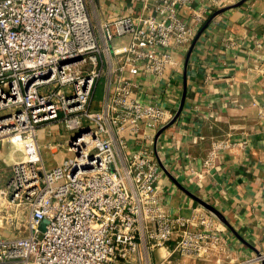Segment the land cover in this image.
<instances>
[{
	"label": "built area",
	"instance_id": "2783aa9c",
	"mask_svg": "<svg viewBox=\"0 0 264 264\" xmlns=\"http://www.w3.org/2000/svg\"><path fill=\"white\" fill-rule=\"evenodd\" d=\"M235 1L0 0V141L17 151L0 171V264L264 262L237 255L201 204L172 210L160 185L176 58ZM58 129L71 135L46 142L65 153L48 169L39 139Z\"/></svg>",
	"mask_w": 264,
	"mask_h": 264
},
{
	"label": "crops",
	"instance_id": "0c3cea01",
	"mask_svg": "<svg viewBox=\"0 0 264 264\" xmlns=\"http://www.w3.org/2000/svg\"><path fill=\"white\" fill-rule=\"evenodd\" d=\"M238 1L210 20L188 59L191 45L178 54V75L162 101L175 116L184 92L185 98L157 148L165 149L160 185L172 210L198 203L187 191L195 193L225 217L226 223L218 218L217 223L230 234L235 253L245 256L264 250V0L233 6ZM258 40L263 41L260 50ZM233 100L242 107H234ZM227 137L248 141L213 151V141ZM206 158L212 159L209 167L202 165ZM191 166L197 168L194 176L188 174Z\"/></svg>",
	"mask_w": 264,
	"mask_h": 264
},
{
	"label": "rangeland",
	"instance_id": "374dc122",
	"mask_svg": "<svg viewBox=\"0 0 264 264\" xmlns=\"http://www.w3.org/2000/svg\"><path fill=\"white\" fill-rule=\"evenodd\" d=\"M56 135L53 136H46L42 137L39 140L40 144V152L43 157V160L45 162V166L48 169H52L57 163V161L64 156V151L62 150H57L56 152L53 153V151L46 146V142L48 140H52L54 142H61L64 141L68 136H70V132L64 131L63 129L61 130H56ZM9 142L8 141H0V153L3 152V155H8L10 152L9 150ZM13 152V157L17 155V151L14 150ZM7 158V157H6ZM5 157H0V171L2 173V176L4 179H7V177L10 174V166L7 165L10 160L6 159Z\"/></svg>",
	"mask_w": 264,
	"mask_h": 264
},
{
	"label": "water",
	"instance_id": "95a60500",
	"mask_svg": "<svg viewBox=\"0 0 264 264\" xmlns=\"http://www.w3.org/2000/svg\"><path fill=\"white\" fill-rule=\"evenodd\" d=\"M245 0H239L237 3L233 4V6H236V5H239L241 4L242 2H244ZM229 6H225V7H222V8H219L217 9L215 12H213V14L211 15V17L205 22V24L202 26V28L198 31V33L196 34V37L194 38L191 46H190V49H189V52L187 54V59L190 55V52L196 42V39L198 38V36L200 35V33L206 28V26L208 25V23L210 22V20L215 16L217 15L218 13L224 11L225 9H227ZM33 78H31L30 80H28V82H30L31 80H33ZM185 91V90H184ZM184 98H185V92L183 93L182 95V100H181V103H180V106L174 116V118L171 120V122H173V120L175 119V117L178 116L179 112L181 111L182 109V106H183V101H184ZM163 130V128H161L159 131H158V134ZM187 191V190H186ZM187 193L193 197L199 204H201L202 206H204L206 209H208L209 211H211L219 220L223 221V222H227L225 220V217L221 214V212L215 207L213 206L212 204H210L209 202H207L206 200L202 199L201 197L197 196L195 193L191 192V191H187ZM45 221L42 222L41 226L43 227Z\"/></svg>",
	"mask_w": 264,
	"mask_h": 264
},
{
	"label": "bare ground",
	"instance_id": "6f19581e",
	"mask_svg": "<svg viewBox=\"0 0 264 264\" xmlns=\"http://www.w3.org/2000/svg\"><path fill=\"white\" fill-rule=\"evenodd\" d=\"M12 158H13V152L10 151V152L8 153V155H7V159H8V160H11Z\"/></svg>",
	"mask_w": 264,
	"mask_h": 264
}]
</instances>
